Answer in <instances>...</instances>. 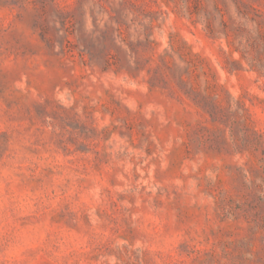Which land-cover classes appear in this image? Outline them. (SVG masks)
Listing matches in <instances>:
<instances>
[{"label": "rangeland", "instance_id": "obj_1", "mask_svg": "<svg viewBox=\"0 0 264 264\" xmlns=\"http://www.w3.org/2000/svg\"><path fill=\"white\" fill-rule=\"evenodd\" d=\"M0 264H264V0H0Z\"/></svg>", "mask_w": 264, "mask_h": 264}]
</instances>
